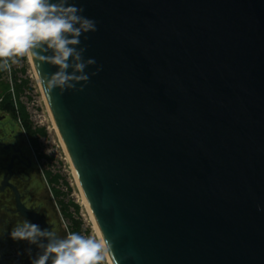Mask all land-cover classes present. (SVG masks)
<instances>
[{
  "label": "water",
  "instance_id": "obj_1",
  "mask_svg": "<svg viewBox=\"0 0 264 264\" xmlns=\"http://www.w3.org/2000/svg\"><path fill=\"white\" fill-rule=\"evenodd\" d=\"M69 2L96 63L41 85L119 264H264V0Z\"/></svg>",
  "mask_w": 264,
  "mask_h": 264
},
{
  "label": "clouds",
  "instance_id": "obj_2",
  "mask_svg": "<svg viewBox=\"0 0 264 264\" xmlns=\"http://www.w3.org/2000/svg\"><path fill=\"white\" fill-rule=\"evenodd\" d=\"M83 11L69 0H0V69L10 68L24 57L43 61L58 69L41 77L49 94L57 88L61 92L74 89L77 83L83 91L90 78L85 69L96 61L84 59L86 48L79 47L80 37L97 30L94 20L81 15ZM10 236L42 250L32 264H119L111 241L102 234L68 232L60 238L52 230H42L25 220Z\"/></svg>",
  "mask_w": 264,
  "mask_h": 264
},
{
  "label": "rangeland",
  "instance_id": "obj_3",
  "mask_svg": "<svg viewBox=\"0 0 264 264\" xmlns=\"http://www.w3.org/2000/svg\"><path fill=\"white\" fill-rule=\"evenodd\" d=\"M38 78L32 61L26 57L19 58V62L11 64L8 69H0V98L8 97L16 101L23 110L24 118L31 123L32 132H35L33 142L38 146L37 164L42 181H36L34 186L45 197L44 201L62 237L68 232L85 236L101 234L85 203V196L49 112Z\"/></svg>",
  "mask_w": 264,
  "mask_h": 264
},
{
  "label": "flooded vegetation",
  "instance_id": "obj_4",
  "mask_svg": "<svg viewBox=\"0 0 264 264\" xmlns=\"http://www.w3.org/2000/svg\"><path fill=\"white\" fill-rule=\"evenodd\" d=\"M33 138L26 131L20 105L12 98H0V264H32L41 253L37 245L10 236L13 228L25 220L63 238L45 197L34 186L42 176Z\"/></svg>",
  "mask_w": 264,
  "mask_h": 264
},
{
  "label": "bare ground",
  "instance_id": "obj_5",
  "mask_svg": "<svg viewBox=\"0 0 264 264\" xmlns=\"http://www.w3.org/2000/svg\"><path fill=\"white\" fill-rule=\"evenodd\" d=\"M32 63H33V65H34V61H33V60H32ZM34 67H35V65H34ZM38 79H39V78H38ZM39 81H40V79H39ZM40 86H41V89H42V92H43V95H44L45 101H46V103H47V106H48L49 112L51 113V116H52V118H53V121H54L55 127H56V129H57V131H58V133H59V135H60V137H61V139H62V136H61V134H60V132H59V130H58V127H57V125H56V122H55L54 116H53V114H52L51 108H50V106H49V103H48V101H47V99H46V96H45V94H44V91H43V88H42L41 82H40ZM62 142H63V145H64V147H65V149H66L67 154H68V151H67V148H66V145H65L63 139H62ZM68 156H69V154H68ZM69 159H70V157H69ZM70 161H71V159H70ZM71 164H72V162H71ZM72 167H73V169H74L73 164H72ZM74 171H75V169H74ZM75 174H76V171H75ZM76 176H77V174H76ZM77 179H78V177H77ZM78 181H79V180H78ZM80 188H81V186H80ZM81 190H82V188H81ZM82 192H83V191H82ZM83 194H84V193H83ZM85 203H86V205H87V207H88V204H87V202H86V199H85ZM88 209H89V207H88ZM89 210H90V209H89ZM93 220H94V218H93ZM94 223L96 224L95 220H94ZM95 227H98L97 224H96ZM98 230H99V228H98ZM98 230H97V231H98ZM98 233H99V231H98Z\"/></svg>",
  "mask_w": 264,
  "mask_h": 264
},
{
  "label": "trees",
  "instance_id": "obj_6",
  "mask_svg": "<svg viewBox=\"0 0 264 264\" xmlns=\"http://www.w3.org/2000/svg\"><path fill=\"white\" fill-rule=\"evenodd\" d=\"M25 126L26 131L33 137L35 132H32L31 126L29 125V121L25 118Z\"/></svg>",
  "mask_w": 264,
  "mask_h": 264
}]
</instances>
